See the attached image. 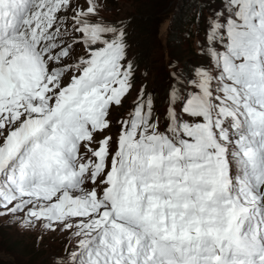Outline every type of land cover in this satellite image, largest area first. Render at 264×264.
Returning a JSON list of instances; mask_svg holds the SVG:
<instances>
[{
  "label": "snow or ice",
  "instance_id": "snow-or-ice-1",
  "mask_svg": "<svg viewBox=\"0 0 264 264\" xmlns=\"http://www.w3.org/2000/svg\"><path fill=\"white\" fill-rule=\"evenodd\" d=\"M203 5L204 62L163 112L141 86L113 138L127 22L0 0V217L67 234L53 264H264V0Z\"/></svg>",
  "mask_w": 264,
  "mask_h": 264
},
{
  "label": "rangeland",
  "instance_id": "rangeland-1",
  "mask_svg": "<svg viewBox=\"0 0 264 264\" xmlns=\"http://www.w3.org/2000/svg\"><path fill=\"white\" fill-rule=\"evenodd\" d=\"M194 1L195 0H183V2H181V5L178 1L177 2L178 9L176 11L172 9V11H170V14L167 17L164 16L162 19L158 18L156 20L155 25H153L155 26V34H156V37L154 38V42H153L154 46L150 50L148 48L146 49L144 65L141 64V62L139 63V61L136 62L138 67L136 68V72H135V75H137L138 69L140 68L141 65L146 67L149 65L150 68L152 67L151 78L143 77V76H141V78L145 80L146 87L151 85L155 86L157 85L156 83L160 85H158V89L156 86H155L156 89H153L151 87L148 89H151L153 91L154 90L161 91L163 89L162 82L157 81L155 83V80L153 81L152 79L156 78V76L154 75V73L157 72L156 69H159L160 65H164V66L166 65L167 63L166 62L167 58L165 56L166 47L172 42L173 39L176 38V36L169 31V26H170L169 18L175 11L174 12L175 18L178 21L177 26H179L180 30L185 29V26L187 24L185 23L187 22L186 21L188 17L187 15L189 12H191L189 10L190 9L194 10L195 8V5L193 4ZM197 2L199 3V1ZM101 3L106 4L107 8L111 10H102L100 12V15L104 17L106 20L115 22L121 20L124 21V19L127 16L134 15L135 14L134 6L138 3V0H101ZM208 15H209L208 8L205 7L203 10V17L207 18ZM133 23H136L134 19L130 20V23L127 22V28H126L127 31H130V29H132ZM198 25L201 31H198L197 26H195L194 24L188 25V27L192 28V33L190 34V36H188L186 41V44L191 49L188 54L191 57L190 58L191 63L186 68L179 67L181 61L180 57L182 56L181 54L177 58V60L179 59L180 61L175 64V67L169 66L172 72H176L178 74L184 73L185 75H191L194 67L204 62L203 58L199 55L201 49H199L200 44L198 45L197 41H199L200 39L202 41L204 40L202 34L204 32L205 23L202 20L201 22L198 23ZM140 34L141 33L138 32L136 33L135 31V35L134 33L127 35L128 38L127 41L132 42V40L135 39L136 35H140ZM129 45L130 47L128 49V54L131 53L132 55L135 56L136 55L135 51L140 48V45L138 44L134 45L133 42L130 43ZM170 79L173 80L172 77ZM166 81L168 80H165V82ZM141 82L142 80L139 82L138 87L140 86V84H142V86L144 85V83ZM134 94H135L134 91H132L131 94L124 100V103L128 104L129 100H131ZM118 112L119 110L113 112L112 114H110L109 117V119L112 121V127L108 134L111 135L113 138H115L119 134L120 126L116 123V121L120 120L126 114V112L127 113L129 112V110L127 111L124 110L123 113H118ZM7 221H8V217H0V260L6 263H10V264H21V262L24 263L28 259V257L25 256V254L22 255L16 251L18 249H21L24 251L26 250L31 254L32 256V258H30L31 264H53V258L63 253L65 244L68 242L67 234L46 231L39 225H37L36 227L30 230H26L24 227L20 226L19 222H14L12 224H9ZM5 251L11 253H6ZM15 255H17L18 258L21 260L20 263L15 259Z\"/></svg>",
  "mask_w": 264,
  "mask_h": 264
},
{
  "label": "trees",
  "instance_id": "trees-1",
  "mask_svg": "<svg viewBox=\"0 0 264 264\" xmlns=\"http://www.w3.org/2000/svg\"><path fill=\"white\" fill-rule=\"evenodd\" d=\"M140 1V2H139ZM181 5V2H183V0H138V3L134 6V15H129L127 16L124 21L129 22L130 20H133L136 23H133L132 25V29H130V31H127V35H130L131 33L135 35V31L136 33H141L140 35H136L135 39L132 40L134 45H140V48L138 50L135 51L136 55L134 56V61L139 63L141 62V64L144 65V59H145V51L148 48L149 50L154 46L153 42H154V38L156 37L155 34V23L156 20L158 18L162 19L164 16H168L170 14V11H172V9H174L175 11L178 9V2ZM199 1V3L197 2ZM195 8L190 9L188 13V17H187V23L188 25H192L194 24L195 26H197V30L201 31L199 29V25L197 23V20L199 18L198 14L201 10V8H203L204 10V5H203V0H195L194 3ZM186 6V5H185ZM170 9V10H169ZM174 11V12H175ZM171 15V17L169 18V22H170V32H172L176 38L172 40V42L167 45L166 47V51H165V56L167 58V63L166 65H160L159 69H156L157 72L154 73V75L156 76V78H153L152 80H155V83L157 81H160L163 83V89L161 90V92H163L166 83L171 80V76L170 73H172L171 69L169 68L170 65L176 64L177 62H179L180 60V64L179 67H183L186 68L189 66V64L191 63L190 61V48L189 46L186 44L187 38L188 36H190V34L192 33V28L188 27V25L186 24L185 29H179L178 25V21L175 18V14ZM168 19V18H167ZM202 20H200L201 22ZM133 35V36H134ZM203 37L205 38V33L203 32ZM132 36V38H133ZM128 40V38H127ZM200 42L202 41L201 39L199 40ZM197 41V44L199 45L200 42ZM130 43H132L131 41H129ZM128 42V44H130ZM200 49V46H199ZM185 53V54H184ZM182 54V56L180 57V60L178 58V56H180ZM141 65L140 68L138 69L137 75H135V79H134V84L135 87H138L139 82L142 80L141 83H145L143 86H146V82L144 79L141 78V76L143 77H149L151 78L152 76V67L150 68L149 65L143 66ZM154 66V65H152ZM140 72V74H139ZM165 80H168L165 82ZM154 83V84H155ZM157 85H155L158 89V83H156ZM142 84H140L139 87H141ZM148 87V86H147ZM147 87L145 88V90H147ZM159 98V95H158ZM156 100V97H155ZM127 109H129V103L126 104L124 103L122 107H120L119 112L118 113H123L124 110L127 111ZM117 113V114H118ZM12 251V249H11ZM17 252H19L20 254H25V256L28 257V259L22 263L21 260L18 258L17 255H15V259L17 261H19V263L21 262V264H31L30 263V258H32L31 254L29 252H27L26 250H21L18 249L16 250ZM6 253H11V252H7ZM15 253V252H14ZM27 253V254H26ZM18 258V259H17ZM0 264H10V263H6L2 260H0Z\"/></svg>",
  "mask_w": 264,
  "mask_h": 264
}]
</instances>
